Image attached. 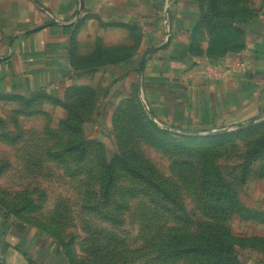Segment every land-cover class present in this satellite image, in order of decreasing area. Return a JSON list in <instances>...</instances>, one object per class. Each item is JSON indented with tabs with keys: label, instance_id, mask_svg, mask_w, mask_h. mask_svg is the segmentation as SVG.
<instances>
[{
	"label": "rangeland",
	"instance_id": "rangeland-1",
	"mask_svg": "<svg viewBox=\"0 0 264 264\" xmlns=\"http://www.w3.org/2000/svg\"><path fill=\"white\" fill-rule=\"evenodd\" d=\"M202 1L226 36L229 20L243 19L260 0ZM94 89L97 99L105 93L103 87ZM129 95L135 103L139 99L133 89ZM121 103H101L103 112L94 104L81 124L82 136L61 126L69 116L64 105L30 120L24 135L28 148L0 151V205L44 229L72 264H195V255L165 259L163 254L208 226L228 233L246 264L264 262V117L232 128L186 131L157 123L138 101L137 110L128 104L130 118L120 123ZM6 155L26 165L6 166ZM109 167L115 179L106 195ZM145 169L168 181L175 201L135 175ZM204 180L220 182L222 201L202 194Z\"/></svg>",
	"mask_w": 264,
	"mask_h": 264
},
{
	"label": "crops",
	"instance_id": "crops-1",
	"mask_svg": "<svg viewBox=\"0 0 264 264\" xmlns=\"http://www.w3.org/2000/svg\"><path fill=\"white\" fill-rule=\"evenodd\" d=\"M201 14L197 0H0V151H24L25 125L61 111L46 98L28 106L23 99L63 98L75 86L103 87L97 112L133 89L151 118L173 129L220 130L263 118L264 0L244 24L238 50H214ZM97 51L100 65H89ZM211 69L219 76L210 78ZM4 160L26 165L12 155ZM0 264L70 263L44 229L0 205Z\"/></svg>",
	"mask_w": 264,
	"mask_h": 264
},
{
	"label": "trees",
	"instance_id": "trees-1",
	"mask_svg": "<svg viewBox=\"0 0 264 264\" xmlns=\"http://www.w3.org/2000/svg\"><path fill=\"white\" fill-rule=\"evenodd\" d=\"M197 1L202 10L199 24L200 26L207 27V29L209 30L210 35L213 39L214 50L240 49L242 47L241 41L243 38V26L246 21L252 17V15L255 13V10L248 12L243 19L238 18L239 20L236 19V21L229 20V24L226 26V36H224L225 34L223 35V32L221 34V29L216 25L212 24L211 19L207 14V11L204 9L202 3L203 1ZM101 57L102 54L97 51L95 52V54H93V56L87 59V62L89 65L98 66L100 65ZM96 95V90L91 86H75L67 88L63 98H60L57 95L32 96L31 98L23 99V102L25 105L28 106L37 99L46 98L49 99L55 105H64V107L69 111V116L65 118L64 121L62 120L61 126L68 129L71 133L75 135L79 133L80 136H82V132L80 130L81 124L84 118H86V116L88 115V113L91 112L93 105L97 104ZM132 99L133 98L129 97L122 102L123 104H125V106H121V110L118 111L120 112V114L118 115V118H120V123H123L126 119L130 118L129 110L130 108H132V105L129 106L128 104H130L131 102L133 104V107H135V109L137 110L136 107L138 101L141 106V111L143 110L145 112L140 99L137 100V98H135L136 103L132 101ZM35 112L31 111L30 114H33ZM17 113L19 114L27 112H25L24 110H19ZM144 114H146V112ZM132 117L134 119H137V114L135 113ZM150 122L152 123L154 129L158 131L159 128L157 124L153 120H150ZM149 133L151 134L153 141L157 143L158 137L155 136V133L152 131H149ZM51 134L55 135L54 132H51ZM127 141L129 142V140ZM84 143L87 145L88 142L86 141ZM71 149H77V146H72L70 150ZM109 169L111 170V173L109 181L107 182L105 188L106 195L108 194L107 192L111 187V183H113L115 179V169L113 167H109ZM135 175H137L138 178L144 181L147 186L152 188L162 198L169 201H175L174 190L167 180L159 178L151 170H146V172L139 171ZM227 182L228 181H226V184L230 185ZM203 186L205 192H203L202 194L207 193L209 197H211L214 201L220 202L225 197V193L222 192V186L220 182L214 183L212 181L209 182L208 180H204ZM14 213L26 218L25 216H23V214L17 212ZM262 215L264 216V213H262ZM249 216L250 214L246 215V217ZM55 242L59 245L60 248L62 247L61 243L56 240ZM63 253L66 256L68 262L72 264L65 250ZM164 255L165 259H182L186 256L195 255L198 256V260L195 264H246L245 261H243L242 258L239 256V254L236 253L235 246L232 243L230 235L226 232H222L219 228L215 226H208L207 228L201 227L198 236L194 238L189 237L183 242H174L173 246H171L167 251L164 252L163 256ZM162 264H168L167 260Z\"/></svg>",
	"mask_w": 264,
	"mask_h": 264
},
{
	"label": "built area",
	"instance_id": "built-area-1",
	"mask_svg": "<svg viewBox=\"0 0 264 264\" xmlns=\"http://www.w3.org/2000/svg\"><path fill=\"white\" fill-rule=\"evenodd\" d=\"M208 76L210 77V78H215V77H217V76H219V71H216V70H210L209 71V73H208Z\"/></svg>",
	"mask_w": 264,
	"mask_h": 264
},
{
	"label": "water",
	"instance_id": "water-1",
	"mask_svg": "<svg viewBox=\"0 0 264 264\" xmlns=\"http://www.w3.org/2000/svg\"><path fill=\"white\" fill-rule=\"evenodd\" d=\"M144 59H145V56L142 58V60H141V62H140V67H141V65H142V63H143V61H144ZM167 127V126H166ZM170 128V127H169Z\"/></svg>",
	"mask_w": 264,
	"mask_h": 264
}]
</instances>
